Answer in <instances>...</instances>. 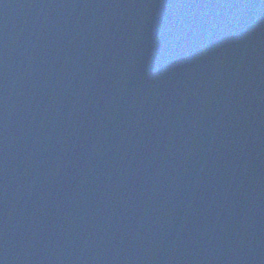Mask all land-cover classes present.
Segmentation results:
<instances>
[{
  "label": "water",
  "instance_id": "1",
  "mask_svg": "<svg viewBox=\"0 0 264 264\" xmlns=\"http://www.w3.org/2000/svg\"><path fill=\"white\" fill-rule=\"evenodd\" d=\"M0 264H264V0H0Z\"/></svg>",
  "mask_w": 264,
  "mask_h": 264
}]
</instances>
